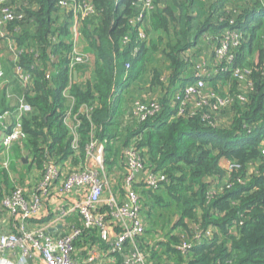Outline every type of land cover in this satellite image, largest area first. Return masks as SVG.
I'll return each mask as SVG.
<instances>
[{"label":"trees","instance_id":"16d2710c","mask_svg":"<svg viewBox=\"0 0 264 264\" xmlns=\"http://www.w3.org/2000/svg\"><path fill=\"white\" fill-rule=\"evenodd\" d=\"M89 1L95 13L83 26L90 22L94 29L86 28L83 35L96 48V82L86 85L74 83L70 73L69 55L73 50L68 40L70 23L57 24L58 0L12 3L22 18L6 25L11 34L4 38L15 39L24 51L17 61H12L11 75L6 77H15L17 65L32 69L34 76L33 82L23 88L33 110L21 116L26 134L24 143L32 157L29 163L42 169L50 157L59 162L75 156L71 148L73 136L65 121L78 113L79 150L85 153L93 132L105 148L107 178L119 167L124 170V150L136 142L143 148V156H150V167L167 174L165 186L183 206L180 221L189 219L188 235L193 238L202 232L188 249L182 250L169 241L164 242V251L151 249L152 264H158L163 255L171 256L174 264H264V0H161L149 16L138 20L141 13L138 0ZM67 16L72 22L71 14ZM147 20L151 21L148 28L144 24ZM143 26L146 40L141 37ZM226 30L241 31L244 37L233 52L235 66H247L251 71L248 78L252 86L245 93L247 100L236 99L226 109L219 108L223 118L231 120L226 127H208L202 119L207 108L198 115L169 121L173 95L195 80L193 69L187 67L190 61L186 58L187 50L197 47L202 35H209L206 44L213 55ZM160 31L168 39L166 45H157L168 61L166 67L150 57L159 39L149 37ZM125 37L129 38L127 43H123ZM33 39L38 41L37 57L31 55ZM205 48L198 47L194 55L202 62ZM255 53L258 62L252 63ZM148 61L154 66L146 88L149 93L137 98L160 102L162 111L137 120L130 132L121 136L122 145L116 149L114 143L120 130L128 125L124 114H131V103L136 98L130 105L123 104L126 82L132 75L143 76ZM127 62L131 65L128 71ZM6 88L0 99V114L16 107L9 103ZM244 90L237 81L230 82L234 96ZM119 103L128 110L120 109ZM82 105L93 108L90 117L80 112ZM213 117L218 118L214 114ZM73 162L77 164L79 160ZM8 181L7 172L0 170V216L4 211L2 200L14 188L9 189ZM137 190L144 203L146 200ZM157 194L152 197L154 210L160 209ZM101 211H108V207L104 205ZM90 238L92 242H100L96 232Z\"/></svg>","mask_w":264,"mask_h":264},{"label":"built area","instance_id":"2783aa9c","mask_svg":"<svg viewBox=\"0 0 264 264\" xmlns=\"http://www.w3.org/2000/svg\"><path fill=\"white\" fill-rule=\"evenodd\" d=\"M159 1L161 0H138L141 13L136 20L149 16L156 9V4ZM58 6L71 14L74 21V29L81 24L82 27L83 23L95 13V7L89 0H58ZM20 18H22V15L16 14L10 4V0H0V33L8 23ZM77 32L79 30L76 31V34ZM141 37L146 40L145 35ZM243 39L241 31L239 33L236 30H226L221 45L216 48L213 55L207 57L208 61H204V64L211 69L209 70L202 66L203 62L194 65L195 80L177 90L172 97L169 121H175L179 117L198 115L201 109L207 108V111L202 115V119L207 122L208 127L215 128L219 125L226 127L230 124V119H219L213 117V114L218 117L221 113L219 108L226 109L236 99L242 102L247 100L245 93L252 86V82L248 78L251 71L246 67L235 66L233 52L234 48H238L241 45ZM7 40L10 43L8 48L14 54L13 60L17 61L24 50L17 45L15 39ZM128 41V37L123 39V43ZM136 51L137 49H135ZM69 56L70 73L74 75L77 66L85 64L88 59L76 47H73ZM130 68V62H127V71ZM14 73L15 77L24 86L33 82L32 69H25L21 65H17ZM226 75H229L227 78L229 85L231 81L235 80L245 87V90L242 91L243 93L237 94L236 97L232 93L221 95L216 90L208 91L209 87H214L211 84L212 79L215 78V81H219L220 77H226ZM5 78H7L5 72L0 69V79ZM7 80L9 79L7 78ZM8 83L4 85V87H7V93L9 89ZM72 101L74 102V99ZM92 109L88 105H82L80 112H84L90 117ZM32 110V105L23 95L19 97L18 104L13 111L7 110L0 114V170H9L11 165V160L5 153L12 150L16 143L24 142L26 134L23 131L21 116L32 112ZM161 111L162 105L156 100L135 98L131 103V113L136 121L148 119ZM77 114L75 113L66 119V124L73 136L71 148L74 154L81 153L79 150V135L77 133L81 120ZM14 117L16 120L8 121L9 118L13 119ZM221 121L225 122L221 123ZM90 140L85 148L86 163L83 162L77 168L66 171V174L64 171L66 165L57 163L53 158L45 161L46 163L42 167V178L36 186L37 194L33 195L34 201L32 204L27 199L26 189L23 185H14L13 190L5 195L2 200L4 211L0 217L4 222L11 219V217H14V219L21 218V221L18 220L20 227L17 231L0 233V264H13L9 258L3 256V253L18 248L22 252L20 257L21 264H24V258L31 256L33 252H38L46 264H81L75 258L76 243L85 231L88 233L96 232L100 242L112 251L128 252L127 248H130L125 264L153 263L154 258H151L150 251L151 249H159L155 248L154 243L147 240L145 219L141 217L143 202L137 190L138 188L141 191L142 186L140 187L133 183L137 172L147 171V181L143 182V186L154 192H159L169 180L167 174L163 170L155 171L152 169L148 163V161L150 162V156H143V148L133 142L124 150L126 165L124 167V177L128 185H126L128 188L127 195L120 202L112 197L104 200L108 183L105 148L93 132ZM67 160H74V156H69ZM60 179L62 192L70 190L74 186H84L87 190L82 201L72 206V209H75L81 217L82 226H73L67 233H62V235L51 234L45 229H39L36 232L29 230L28 220L42 207L41 194H49L51 188ZM104 205L109 206L110 210L102 212L101 209ZM111 215L117 218L118 226L114 228L115 230L110 228L109 219H111ZM140 240H143V249ZM191 243L183 245L181 247L182 250L190 248ZM94 251L96 250L92 248L89 250V257L86 262L96 259L97 254ZM158 264H174V262L163 255Z\"/></svg>","mask_w":264,"mask_h":264},{"label":"crops","instance_id":"0c3cea01","mask_svg":"<svg viewBox=\"0 0 264 264\" xmlns=\"http://www.w3.org/2000/svg\"><path fill=\"white\" fill-rule=\"evenodd\" d=\"M93 16L94 14L91 16V18ZM88 24H91V23L88 22ZM70 31L71 32H70V35H68V40H70L72 43V32L73 31L72 29H70ZM8 34L7 32L3 33L1 31V35L3 37L7 36ZM30 45H31V48H30L31 52L34 54V55L31 54V55L37 57L39 53L37 51L38 41L34 39L30 40ZM79 50L81 52H84L88 56L89 60L88 62H86V64H81L77 66V68L75 69L74 75L72 77V79H74L73 82L78 83V84L79 83L84 84V85L88 83H95L96 73H95L94 54L96 52V48L90 45L89 41L85 39V37H83L82 41H80ZM206 53H207V50H204L203 57L205 58V60L208 61L207 57H210V56H207ZM166 64H168V61ZM188 69L191 71L193 69V66L191 67L189 66ZM190 71L189 73H191ZM140 77H141L140 75L139 76L132 75V77L129 80H127L126 84L128 85L124 89L123 104H125L126 102L127 104L130 105V102L133 98L143 97L146 93H149L148 90L143 91L142 85L141 86L136 85V82L139 81ZM118 107H120V109H124V111L128 110L127 107L122 106L120 103ZM120 116L121 114L119 115V117ZM124 116H126V114H124ZM31 160H32L31 156L27 158H24V157L22 158V165L26 166V169L24 168L25 171H29L31 170L32 166L34 167L36 166V164L34 163H29ZM74 160H79V162L77 163L78 164L77 167L83 164V162L86 163L87 161L86 153L81 152V153L75 154ZM59 163L66 165L65 172L72 169L70 166L72 161L61 160L59 161ZM124 175H125L124 171H121V173L114 171L113 173L108 175V184H107V188L104 194V200H107L112 197V198H115L116 201L120 202L123 199H125L127 195V191H128V188H127L128 185L125 181ZM147 175H148L147 171L137 172L135 174V179L133 183V184L136 183L140 187L142 186L141 194L143 198L146 200L145 201L146 204L145 202L143 203V208H145L144 206L150 202H151L150 203V207H151L152 201H153L152 197L153 195L158 193L157 191L154 192L151 189L143 186V182L147 181ZM32 176L33 178H31L30 176V179L28 180V182H25V183L19 182L20 183L19 185L25 186L26 196L30 204H32V202L34 201L33 195L37 194L36 186L42 178V169H41V172L39 171L34 172ZM60 182H61V179L58 180L57 184L51 188V190L49 191V194H41L42 207L39 211L35 212L32 215V217H30L31 221H28L27 223L29 230L36 232L39 229H45L51 234L62 235V233L64 234L67 233L73 226L82 224L81 217L78 215L75 209H72V206L82 201L87 191L86 188L84 186H74L72 189L62 192L60 189ZM150 191L152 193L146 197V194L149 193ZM150 197H151V200H150ZM106 207H108V211H109L110 207L109 206H106ZM143 216L144 215H143V209H142L141 210L142 219H143ZM15 219L14 217H11V219L4 222L3 219L0 217V231L1 229H4L5 231H13L15 229V231H17L20 227V223L18 220L21 221V218H15ZM109 222H110V228L112 230H115L114 228L118 226L117 218L112 217L111 215V219H109ZM147 228L148 226L146 223V232H147ZM94 233L95 232L86 233L87 236L81 237L78 239L79 241L76 245L75 258L81 264H125V261L127 260V257L129 256L127 255V252L112 251L106 245L102 247L103 245L101 246L102 244L101 242H97V241L92 242L91 238L90 239L88 238ZM147 239H149L150 242L154 243L155 248H158V247L163 248V246L165 247L164 242L169 241L168 239L164 237H159V238L154 237L152 239L148 237ZM140 244H143V241H141ZM91 248L96 250L94 252H96L97 257H95L96 259L92 261L88 260L86 262L87 258L89 257V250ZM129 250L130 248H127L128 252ZM21 255H22V252L19 248L16 250L6 251L5 253H3V256L6 258H9L13 264H21V261H20ZM169 258L174 262L171 256ZM23 263L24 264H46L38 252H33L31 253V256L24 258Z\"/></svg>","mask_w":264,"mask_h":264},{"label":"rangeland","instance_id":"374dc122","mask_svg":"<svg viewBox=\"0 0 264 264\" xmlns=\"http://www.w3.org/2000/svg\"><path fill=\"white\" fill-rule=\"evenodd\" d=\"M17 4L18 1L21 0H16ZM12 3H14V0H10V4L12 5ZM68 12L65 11V9H57V13L55 14V17L57 18V24L59 26H65L66 24L70 23V29H72V46L76 47L78 50L80 49V41H82L84 35H83V30H85L86 28L89 29L90 31H93L94 29V25L92 24H85V26H76V29H74V21L70 20V18L67 16ZM150 20L145 21V27H149L151 26V21L149 23ZM84 24V23H83ZM145 27H142V34L143 36H147L146 32H145ZM81 28V31H80ZM79 30V32L76 31ZM3 33L7 32L9 34H11V32H8V29L6 30H2ZM71 31H68V34L70 35ZM156 34H151L149 38H154L155 36L159 39L158 43L156 44L155 47H153V54L150 56L151 58L153 57L155 60H153L156 64L162 66V67H166V63L167 61L164 59V54L160 51L161 48H157V45H160V47H162L163 45H166V42L168 41V39L166 38L167 36H161L162 31L160 32H155ZM67 34H65L66 36ZM148 37V36H147ZM209 35H205V36H201L200 39V43L198 44L197 47L194 48H189L187 50L186 53V58L189 57L190 61H189V65L187 67H189L190 65H197L199 63L202 62L203 59H200L199 57L194 56L195 52L198 51V47H206L205 50H207L210 54L211 51H209L208 49V45L206 44ZM162 38V39H160ZM86 39V38H85ZM170 39V38H169ZM12 41V40H11ZM70 41V40H69ZM10 45L9 41L7 39H5L1 33H0V69L2 71L5 72L6 75H11L10 74V69L12 68V61L14 58V54L12 51L9 50L8 46ZM80 51V50H79ZM85 56H87L84 52H82ZM210 54H207V56H210ZM89 55V54H88ZM94 56H96V52L94 54ZM149 57V56H147ZM152 58V59H153ZM87 59L89 60L88 56ZM95 60V57H94ZM205 60V58H204ZM88 62V61H87ZM192 62V64H191ZM247 62H249V60H247ZM251 62V61H250ZM249 62V63H250ZM258 62V54L255 53L254 56L252 57V63ZM202 66H205L207 69H211L209 67H207L204 64ZM151 68H154L153 64L149 63V61L145 64L144 69H143V76L140 77L139 81L136 82V85H142L143 86V91H146V88L148 87V85L150 84L151 81V75H152V71ZM246 68H248L246 66ZM6 70V71H5ZM166 73V70H165ZM195 74V71H194ZM227 81L226 77H220L219 81H215V78L211 80V84L214 87H217L218 89H213L212 87H209L208 91H214L216 90L218 93H220L221 95H227L229 93H231L230 91V85ZM9 82V83H8ZM226 82V83H225ZM5 83H8V100L10 101L9 103L13 104V105H17L18 104V99L19 97L23 96V88H24V84L21 83L16 77H9V80H7V78L5 79H0V99L2 97V93H3V88ZM180 89V88H179ZM220 90V91H219ZM218 116L219 119H224L223 118V114L220 113ZM124 118L126 119V123L128 124L126 128H123L120 130V133L117 137V140L114 143V146L116 149L120 148V145H122V139L121 136H126L131 128L134 126L136 119L134 118L133 114H127L126 116H124ZM12 119L9 118L8 121L10 122ZM117 131V130H116ZM116 131H113L114 133ZM16 148V149H15ZM29 153V148L28 145L24 142L21 143H16V145L12 148V150L7 151L5 153V155L7 157H9V159L11 160V165L9 167V170L4 169L7 172L9 181H8V187L9 189H12L14 187V185L20 184V183H25L28 182V180L31 178H33L32 174L36 171L41 172V168L36 165L35 167L32 166L31 170L29 171H25L26 166L22 165V158H27ZM32 158V157H31ZM223 165H227V162H223ZM71 168H75L77 167V164L75 162L71 163ZM25 168V169H24ZM65 171V170H64ZM115 171V170H114ZM113 171V172H114ZM121 171H124L123 169H121L119 167V169H117V172L121 173ZM66 174V172H65ZM20 182V183H19ZM108 184V183H107ZM25 187V186H24ZM160 197V201H158V206H159V210H154L150 207V203H148L147 205H145L143 208V217H145V222L147 223V238L149 237L150 239L154 238V237H164L166 239H168L170 242H174L177 246H179L180 248L183 247V245L185 244H189L194 238L199 239L201 237L202 232H198L197 234H195L192 238L191 235L189 234V229L186 228L187 223L189 222L188 218H184V221H180V215L183 211V206L181 204H179L177 202V200L172 196V193L170 195L169 190L166 186H164L162 188V190L160 191V193L157 194L156 199ZM151 200V197H150ZM1 233H8V231H5L4 229H1L0 231ZM173 237H177V239H173ZM192 238V239H191ZM149 240V239H147ZM180 240V241H179ZM159 248V247H158ZM164 248V247H163ZM163 248H159L162 251H164ZM182 249V248H181Z\"/></svg>","mask_w":264,"mask_h":264},{"label":"clouds","instance_id":"9594fccd","mask_svg":"<svg viewBox=\"0 0 264 264\" xmlns=\"http://www.w3.org/2000/svg\"><path fill=\"white\" fill-rule=\"evenodd\" d=\"M212 54H210V56H211Z\"/></svg>","mask_w":264,"mask_h":264}]
</instances>
